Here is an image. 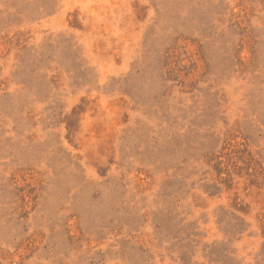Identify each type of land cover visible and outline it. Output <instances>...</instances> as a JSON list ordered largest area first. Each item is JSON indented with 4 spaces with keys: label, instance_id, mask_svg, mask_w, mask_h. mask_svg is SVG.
I'll list each match as a JSON object with an SVG mask.
<instances>
[{
    "label": "rangeland",
    "instance_id": "1",
    "mask_svg": "<svg viewBox=\"0 0 264 264\" xmlns=\"http://www.w3.org/2000/svg\"><path fill=\"white\" fill-rule=\"evenodd\" d=\"M0 264H264V0H0Z\"/></svg>",
    "mask_w": 264,
    "mask_h": 264
}]
</instances>
